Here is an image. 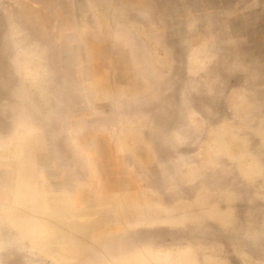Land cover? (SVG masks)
Masks as SVG:
<instances>
[{
	"label": "rangeland",
	"instance_id": "374dc122",
	"mask_svg": "<svg viewBox=\"0 0 264 264\" xmlns=\"http://www.w3.org/2000/svg\"><path fill=\"white\" fill-rule=\"evenodd\" d=\"M203 1L148 40L69 24L79 0H0L1 264H264V11ZM92 81L112 104L75 105ZM77 108L97 118L65 154Z\"/></svg>",
	"mask_w": 264,
	"mask_h": 264
},
{
	"label": "crops",
	"instance_id": "0c3cea01",
	"mask_svg": "<svg viewBox=\"0 0 264 264\" xmlns=\"http://www.w3.org/2000/svg\"><path fill=\"white\" fill-rule=\"evenodd\" d=\"M191 1L192 0H79L81 3L78 7L79 11L86 12L84 14L78 13L77 17L74 18L73 21L69 22L71 25H86V26H103V32L110 35L111 34V26H122L124 28L125 33H142L144 35H149L150 37L148 40H151L152 37H156V33H152L150 27L154 25H164L167 26L174 24V20L168 21V18H173V12L176 9V3L183 4L182 10L186 11L185 16L183 19H190V9H191ZM203 1V0H201ZM220 3H225L226 1L230 2L232 0H217ZM245 2L248 5H240L235 6L237 9H250V13L252 11L263 10L264 11V0H235V2ZM206 3V1H203ZM215 6V9H222L226 6L224 5ZM208 6V5H207ZM203 6L204 9L211 8ZM202 7V8H203ZM178 8V7H177ZM74 9H76L74 7ZM171 18V19H172ZM183 24H189L187 21H183ZM133 27V28H130ZM106 29V30H105ZM143 31V32H142ZM96 34H100V31L94 30ZM118 31H115V33ZM90 33V32H88ZM95 34V33H94ZM88 38V37H87ZM107 39L111 40L110 37ZM93 40H101L100 36L94 37ZM115 40H118L115 38ZM127 40H131L127 38ZM107 70L104 69V73ZM132 72V71H131ZM97 84H104L97 81H92L87 83V91L90 92V97L93 99H85L84 102L80 101L79 104H75L81 107H87L86 110H89L91 106L98 105L100 103H109L112 104L113 101L116 99V96H113L112 93L109 91L107 92L106 89L101 88L96 90L95 85ZM107 86L106 84H104ZM110 90V88H108ZM91 90V91H90ZM97 97V99L95 98ZM87 98V97H86ZM91 110V109H90ZM78 108L75 110V113H70L66 117V124L63 126L62 136L65 139H69L70 145L69 153L64 151L65 154L70 155H78V154H85L84 151L78 150V145L76 146L74 137L76 133L75 130H78V124L82 123L83 121H89L91 119H95L96 114L91 113L87 114L84 112L77 113ZM83 111V110H81ZM103 118H112L114 121L117 120V116L114 114L104 115ZM106 136L108 138H117L123 136L121 131L114 129V130H107ZM71 139V140H70ZM74 160H71L69 163L65 164L68 165V168L63 166L62 170L66 173L59 174L55 173V177L58 179L61 178L64 180H69L70 185H74L73 179H79L81 177H86L87 179L90 178V170L88 162L85 160H79V157H74ZM60 170V169H59ZM82 172V173H80ZM74 175V176H73ZM52 176V175H50ZM82 179V178H81ZM84 179V178H83ZM82 179V180H83ZM75 185L77 186H84L87 187L89 184L88 182H80L76 181ZM87 189V188H86ZM57 191V190H56ZM95 193V192H94Z\"/></svg>",
	"mask_w": 264,
	"mask_h": 264
},
{
	"label": "bare ground",
	"instance_id": "6f19581e",
	"mask_svg": "<svg viewBox=\"0 0 264 264\" xmlns=\"http://www.w3.org/2000/svg\"><path fill=\"white\" fill-rule=\"evenodd\" d=\"M71 227H72V225H71ZM76 228V227H75ZM79 228V227H78ZM74 231V230H73ZM75 231H76V229H75ZM79 231V230H78ZM75 233V232H74ZM75 235V234H74ZM77 235V234H76ZM58 241H61V240H58ZM91 247H93V246H91ZM115 247V246H114ZM113 254V253H112ZM136 260V259H135ZM132 262V261H131Z\"/></svg>",
	"mask_w": 264,
	"mask_h": 264
},
{
	"label": "flooded vegetation",
	"instance_id": "af4514ba",
	"mask_svg": "<svg viewBox=\"0 0 264 264\" xmlns=\"http://www.w3.org/2000/svg\"><path fill=\"white\" fill-rule=\"evenodd\" d=\"M1 264V263H0Z\"/></svg>",
	"mask_w": 264,
	"mask_h": 264
}]
</instances>
